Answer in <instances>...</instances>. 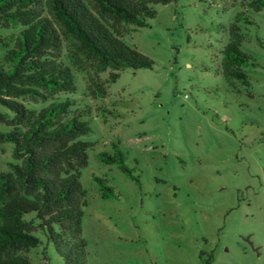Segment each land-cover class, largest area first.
<instances>
[{"label": "rangeland", "instance_id": "374dc122", "mask_svg": "<svg viewBox=\"0 0 264 264\" xmlns=\"http://www.w3.org/2000/svg\"><path fill=\"white\" fill-rule=\"evenodd\" d=\"M244 7L242 0L153 5L150 25L123 39L153 68L125 70L114 83L111 71L92 73V61L64 41L63 54L77 53L86 73L74 94L59 98L75 99L92 128L82 137L87 264H264V10ZM242 14L252 24L239 23L240 49L256 64L242 68L247 82L228 79L222 65ZM116 148L134 179L99 160ZM11 161L12 148L0 145V171ZM94 176L118 198L101 199ZM39 237L31 264H65Z\"/></svg>", "mask_w": 264, "mask_h": 264}, {"label": "trees", "instance_id": "16d2710c", "mask_svg": "<svg viewBox=\"0 0 264 264\" xmlns=\"http://www.w3.org/2000/svg\"><path fill=\"white\" fill-rule=\"evenodd\" d=\"M175 0H0V145L12 148L9 169L0 171V264H31L29 254L44 234L65 264H87L82 239L84 208L81 183L88 165L92 132L88 111L75 99L86 73L80 58L63 54L64 41L92 61L96 75L111 71L114 83L125 70L152 69L153 62L123 41L125 34L146 28L157 16L153 5ZM246 10L261 12L264 0H242ZM238 15L224 50L228 79L248 81L242 68L256 65L241 51ZM130 31H118V26ZM74 51V52H75ZM101 94H104L102 91ZM99 160L117 166L130 179L124 154L100 153ZM93 180L100 198H118L104 177Z\"/></svg>", "mask_w": 264, "mask_h": 264}]
</instances>
